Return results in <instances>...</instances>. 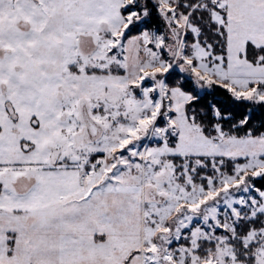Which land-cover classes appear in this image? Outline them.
<instances>
[{
  "label": "snow or ice",
  "instance_id": "1",
  "mask_svg": "<svg viewBox=\"0 0 264 264\" xmlns=\"http://www.w3.org/2000/svg\"><path fill=\"white\" fill-rule=\"evenodd\" d=\"M0 264H264V0H0Z\"/></svg>",
  "mask_w": 264,
  "mask_h": 264
}]
</instances>
